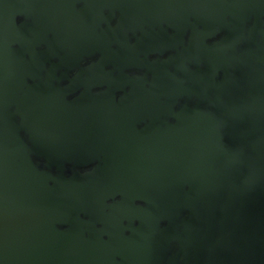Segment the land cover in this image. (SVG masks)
<instances>
[{
	"label": "water",
	"instance_id": "water-1",
	"mask_svg": "<svg viewBox=\"0 0 264 264\" xmlns=\"http://www.w3.org/2000/svg\"><path fill=\"white\" fill-rule=\"evenodd\" d=\"M0 264H264V0H0Z\"/></svg>",
	"mask_w": 264,
	"mask_h": 264
}]
</instances>
